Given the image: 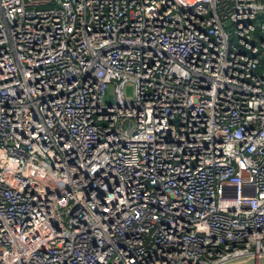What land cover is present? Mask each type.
Listing matches in <instances>:
<instances>
[{
  "label": "built area",
  "instance_id": "built-area-1",
  "mask_svg": "<svg viewBox=\"0 0 264 264\" xmlns=\"http://www.w3.org/2000/svg\"><path fill=\"white\" fill-rule=\"evenodd\" d=\"M260 14L264 0H0V264L263 256Z\"/></svg>",
  "mask_w": 264,
  "mask_h": 264
},
{
  "label": "rangeland",
  "instance_id": "rangeland-1",
  "mask_svg": "<svg viewBox=\"0 0 264 264\" xmlns=\"http://www.w3.org/2000/svg\"><path fill=\"white\" fill-rule=\"evenodd\" d=\"M233 41L235 42L236 39L234 38ZM127 96L133 97L134 96V84H129L127 89ZM104 105H112L114 103V86L110 85L107 88L106 94L103 97L102 100Z\"/></svg>",
  "mask_w": 264,
  "mask_h": 264
},
{
  "label": "water",
  "instance_id": "water-1",
  "mask_svg": "<svg viewBox=\"0 0 264 264\" xmlns=\"http://www.w3.org/2000/svg\"><path fill=\"white\" fill-rule=\"evenodd\" d=\"M230 264H264V255L261 257H252L246 260H242Z\"/></svg>",
  "mask_w": 264,
  "mask_h": 264
},
{
  "label": "trees",
  "instance_id": "trees-1",
  "mask_svg": "<svg viewBox=\"0 0 264 264\" xmlns=\"http://www.w3.org/2000/svg\"><path fill=\"white\" fill-rule=\"evenodd\" d=\"M257 20H258L260 23H264V14H260V15H258ZM258 33H259V32L257 31V34H258ZM262 64H263V67H264V56L262 57Z\"/></svg>",
  "mask_w": 264,
  "mask_h": 264
}]
</instances>
